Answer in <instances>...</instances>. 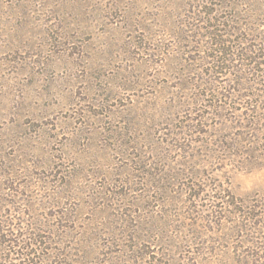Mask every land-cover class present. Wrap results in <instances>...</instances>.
<instances>
[{"label":"rangeland","instance_id":"obj_1","mask_svg":"<svg viewBox=\"0 0 264 264\" xmlns=\"http://www.w3.org/2000/svg\"><path fill=\"white\" fill-rule=\"evenodd\" d=\"M0 264H264V0H0Z\"/></svg>","mask_w":264,"mask_h":264}]
</instances>
